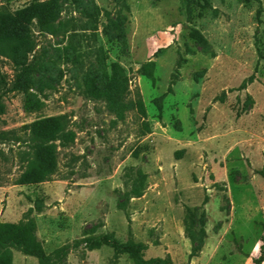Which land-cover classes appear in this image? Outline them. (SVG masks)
<instances>
[{
	"label": "rangeland",
	"instance_id": "1",
	"mask_svg": "<svg viewBox=\"0 0 264 264\" xmlns=\"http://www.w3.org/2000/svg\"><path fill=\"white\" fill-rule=\"evenodd\" d=\"M60 114L56 173L16 184L12 135ZM0 135V220L32 207L64 264H134L86 249L105 233L172 264H264V0H0Z\"/></svg>",
	"mask_w": 264,
	"mask_h": 264
},
{
	"label": "trees",
	"instance_id": "2",
	"mask_svg": "<svg viewBox=\"0 0 264 264\" xmlns=\"http://www.w3.org/2000/svg\"><path fill=\"white\" fill-rule=\"evenodd\" d=\"M47 2L35 3L31 5L26 12L29 13L30 19L40 18L45 13ZM259 14V10L257 11ZM241 88L245 87V82ZM95 96L105 95L104 92L97 88H92ZM68 119L65 114L44 117L33 121L25 126L28 130L27 135H12V139L27 145V149L19 151L18 155L22 162L25 163L24 170L16 179V184H37L50 180L57 171V157L55 142L63 139ZM10 135H0L2 139ZM258 173L264 178V169L258 170ZM208 201L205 196L202 205ZM33 208L29 207L19 220L15 222L0 220V264H14L13 250L20 252L22 255L34 257L37 264H64L65 257L71 248L68 244L60 245L52 251L47 252L44 248L43 241L38 238L37 224L33 213ZM187 217L184 220L186 230L191 225L199 224L201 230V239L205 237L204 215L199 220H195L194 209L186 208ZM189 238L192 243L196 242L193 233L189 232ZM199 241V240H198ZM87 250L98 249L103 245L111 247L114 255L127 254L134 264H172L170 258H145V244L136 241L131 234L126 241H118L113 233H105L100 237L88 238L86 243ZM199 247L192 245L189 257L197 255ZM262 256L255 260V264L262 262Z\"/></svg>",
	"mask_w": 264,
	"mask_h": 264
},
{
	"label": "crops",
	"instance_id": "3",
	"mask_svg": "<svg viewBox=\"0 0 264 264\" xmlns=\"http://www.w3.org/2000/svg\"><path fill=\"white\" fill-rule=\"evenodd\" d=\"M10 222H12V221H10ZM100 249H96V251H99Z\"/></svg>",
	"mask_w": 264,
	"mask_h": 264
}]
</instances>
